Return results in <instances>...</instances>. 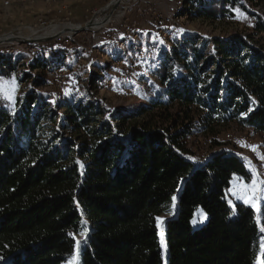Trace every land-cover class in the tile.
I'll use <instances>...</instances> for the list:
<instances>
[{"label": "trees", "instance_id": "1", "mask_svg": "<svg viewBox=\"0 0 264 264\" xmlns=\"http://www.w3.org/2000/svg\"><path fill=\"white\" fill-rule=\"evenodd\" d=\"M199 1L197 13L213 19L232 15L241 2ZM250 14L260 46L241 35L216 39L219 61L206 58L207 41L196 48L186 37L173 71L165 63L157 68L162 82L136 114L160 124L127 122L126 115L117 125L97 121L104 106L88 84L78 100L76 90L33 88L12 101L0 86V264H64L86 223L79 264L264 259V201L258 213L230 196L236 179L252 180L248 161L222 149L196 164L189 146L196 128L212 133L214 147L224 145L217 128L231 123L264 135V15ZM16 60L0 53V77ZM58 110L65 111L60 122ZM173 198L175 212L161 221Z\"/></svg>", "mask_w": 264, "mask_h": 264}, {"label": "rangeland", "instance_id": "2", "mask_svg": "<svg viewBox=\"0 0 264 264\" xmlns=\"http://www.w3.org/2000/svg\"><path fill=\"white\" fill-rule=\"evenodd\" d=\"M72 1L67 0L73 13L68 18L64 15L49 17L48 13L40 12L42 8L37 6L34 9L27 7V12L18 20L11 12L8 14L10 17L8 21L4 20L3 24L0 23V40L9 38V35H13L18 30H21L20 38L33 36L28 26L36 22L37 15H44L49 20L44 25H38L40 35L35 37L52 35L46 30L57 24H63L59 25L62 28L67 26L71 28L83 26L93 20L95 26L94 29L66 32L53 40L35 44L1 42L0 53L17 58L10 75L0 77L2 82H10L13 77L15 78L14 90L11 83H0L5 93L11 95L10 100L14 101L33 88L40 92L50 90L54 94L59 92L69 96L76 90L78 94L72 97L78 100L87 92L85 86L88 84L91 92L104 106V111L97 115V121L110 120L117 125L120 122L119 117L126 115L127 122L143 124L149 121L150 124H160L157 118L150 119L144 114L137 115L136 112L141 106L149 104L155 87L160 86L162 82L156 73L157 68L165 63L167 68L173 71L175 59L181 58L177 44L184 42L186 37L193 38L196 48H200L205 40L207 41L204 47L206 58L214 55L215 60L221 61V54L214 43L216 39L228 40L235 35H241L250 45L260 46L263 43L261 35L254 30L255 18L250 12L264 15V1L240 0L241 2L236 3L235 7H230L232 15L213 19L197 13L199 0H124L127 3H120L109 19L98 27L96 20L107 18L117 0H99L98 5L87 3L81 7L80 12V9L74 5L76 1ZM137 8L144 9L140 12L142 14ZM167 16H170L174 22L163 24L162 18ZM124 24L132 25L130 32L123 29ZM180 29L184 31L181 32ZM67 33H72L74 40L70 35L63 37ZM60 38L62 41L69 38L74 44L68 45L66 41L59 43ZM240 49L242 52L245 50L244 46ZM213 66L214 64H211V68ZM40 76L45 79L42 80ZM74 85L77 87L75 88ZM89 97L90 95L86 94L82 97V101L86 103ZM49 102L50 106L56 107L55 98H50ZM58 114L57 121L60 122L65 111L58 110ZM194 132L189 139V146L195 152L190 157L196 164L203 163L219 150L229 149L246 159L249 167L251 163L259 179H264V160L259 159L257 155V152L264 155V135L251 128H241L231 123L217 128L214 136L224 145L214 147L212 133L200 128H196ZM64 136L70 137L71 134L65 133ZM241 142L258 146L257 151L242 146ZM250 169L252 170L251 167ZM255 178L253 172V178L249 183L236 179L230 189V196L244 202V199L238 198L245 196V190L241 185H250ZM261 201L264 199L258 202V207ZM175 208L176 198L160 220L163 221L173 215ZM85 227L86 229L76 237L79 242L75 253L78 260L80 246L87 237L89 224L86 223ZM72 257L64 264H69Z\"/></svg>", "mask_w": 264, "mask_h": 264}, {"label": "built area", "instance_id": "3", "mask_svg": "<svg viewBox=\"0 0 264 264\" xmlns=\"http://www.w3.org/2000/svg\"><path fill=\"white\" fill-rule=\"evenodd\" d=\"M122 3L126 4L127 2L122 0L121 4ZM25 5L28 6L29 8H33V9L36 8L37 6H40L42 8V10L40 12H43V13H46V14L48 13L49 17H61V16L64 15L66 18H68L69 15L73 14L72 13V9L70 8V6L67 3V0H25ZM13 6H16V5H13V0H0V17H2L3 11L5 9L12 8ZM137 10L140 13V12H143L144 9L137 8ZM140 14H142V13H140ZM48 20L49 19H47L44 15H37L36 16V22L33 23V24H29V26H28V28L30 29V33H32L33 37L40 35V34H38L39 26L46 24L48 22ZM162 21H163V24H165V23H167V24L173 23V20H172V18L170 16L163 17ZM96 22H97V20H96ZM21 24H19L20 27H21ZM57 25L59 26V25H63V24H57ZM77 26H79V25H77ZM131 26L132 25H130V24H124L123 25V29L126 32H130ZM23 27L26 28L24 25H23ZM94 28H95V26H93V29ZM20 33H21V30H18V32L17 31L14 32L13 35L10 33L11 35H9V37L10 36L21 37ZM67 35H70L71 39L74 40L73 37L71 36L72 33L63 35V37L67 36ZM58 42L59 43H62V42L64 43L65 42V43H68V45L69 44H74L73 41L70 42L69 38H66L63 41H62V38H60L58 40Z\"/></svg>", "mask_w": 264, "mask_h": 264}, {"label": "snow or ice", "instance_id": "4", "mask_svg": "<svg viewBox=\"0 0 264 264\" xmlns=\"http://www.w3.org/2000/svg\"><path fill=\"white\" fill-rule=\"evenodd\" d=\"M179 31H184L183 29H180ZM0 83H11L12 85V89H15V78L13 77L12 80L10 82H2L0 81ZM8 99H11V95H9L7 92L5 93ZM242 146H246L249 147L252 151L256 152L258 146L256 145H247L243 142ZM257 155L259 157V159L264 160V155H261L257 152ZM250 167L252 168V171L254 172V174L256 175V178L253 179L252 183L250 185L248 184H244L241 185V187L245 190V196L243 197H238L241 199H244V202L246 204H249L251 207L257 209V212L259 213L260 209L258 207V202L261 199H264V179H259L258 174L255 173V167L251 165L250 163ZM175 199V198H173ZM257 219L259 220V216L257 217ZM195 223V221H193ZM261 231L264 232V226L261 227ZM79 243V242H77ZM161 244L162 246H164V242L163 239L161 240ZM261 257L264 258V238L261 239V253H260ZM69 264H78V259L77 256L74 254L72 259L69 261ZM256 264H264V259H258Z\"/></svg>", "mask_w": 264, "mask_h": 264}, {"label": "water", "instance_id": "5", "mask_svg": "<svg viewBox=\"0 0 264 264\" xmlns=\"http://www.w3.org/2000/svg\"><path fill=\"white\" fill-rule=\"evenodd\" d=\"M120 3H121V0H117L113 4V6H112V8H111V10L109 12V14L107 15L106 20L109 19V17L112 15V13L114 12V10L118 7V5ZM106 20L103 23H105ZM93 25H94L93 20H91V21L87 22L85 25L80 26V27H71V28L65 27L62 30H60L59 32H57L55 34H52L50 36H46V37H33V36H30V37H25V38H20V37H17V36H12V37H9V38H6V39H1L0 40V43L1 42L15 41V42H18V43L25 42V43H33V44H35V43H39V42L53 40V39L59 37L60 35H62L63 33H66V32H72V33H74V32H79V31L87 30V29L93 28Z\"/></svg>", "mask_w": 264, "mask_h": 264}, {"label": "crops", "instance_id": "6", "mask_svg": "<svg viewBox=\"0 0 264 264\" xmlns=\"http://www.w3.org/2000/svg\"><path fill=\"white\" fill-rule=\"evenodd\" d=\"M74 1H76V3L74 2L75 7L76 8L78 7V9H80L79 12L82 9L81 7L85 6V4L91 3V5H98V2H99V0H89V1H85V2H83L82 0H74ZM14 5H16V6H13L12 8H9V9H5L3 11V15L0 19L1 24H3V22H5L4 20L8 21V19L10 18L8 14L11 12L15 15L16 20H18V18L22 17L27 12L28 6H26L25 3L22 2V3H17ZM2 18H5V19H2Z\"/></svg>", "mask_w": 264, "mask_h": 264}, {"label": "bare ground", "instance_id": "7", "mask_svg": "<svg viewBox=\"0 0 264 264\" xmlns=\"http://www.w3.org/2000/svg\"><path fill=\"white\" fill-rule=\"evenodd\" d=\"M25 3V0H13V5L14 4H17V3ZM106 20V18H104V19H98L97 20V26L98 25H100V24H102L104 21ZM173 22H174V20H173ZM68 27V26H67ZM73 27V26H72ZM63 28L61 27V26H58V25H56V26H53V27H51L49 30H46L47 31V33H49V34H55V33H57V32H59L60 30H62ZM48 34V35H49ZM68 34V33H67ZM111 38H113V37H111Z\"/></svg>", "mask_w": 264, "mask_h": 264}]
</instances>
